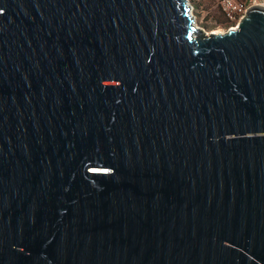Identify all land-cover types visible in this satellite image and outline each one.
Returning a JSON list of instances; mask_svg holds the SVG:
<instances>
[{
    "label": "water",
    "instance_id": "obj_1",
    "mask_svg": "<svg viewBox=\"0 0 264 264\" xmlns=\"http://www.w3.org/2000/svg\"><path fill=\"white\" fill-rule=\"evenodd\" d=\"M0 264H264V10L0 0Z\"/></svg>",
    "mask_w": 264,
    "mask_h": 264
},
{
    "label": "rangeland",
    "instance_id": "obj_2",
    "mask_svg": "<svg viewBox=\"0 0 264 264\" xmlns=\"http://www.w3.org/2000/svg\"><path fill=\"white\" fill-rule=\"evenodd\" d=\"M218 0H187L194 27L199 32H219L224 29V22L217 9Z\"/></svg>",
    "mask_w": 264,
    "mask_h": 264
},
{
    "label": "built area",
    "instance_id": "obj_3",
    "mask_svg": "<svg viewBox=\"0 0 264 264\" xmlns=\"http://www.w3.org/2000/svg\"><path fill=\"white\" fill-rule=\"evenodd\" d=\"M183 1L187 6V13L189 14L190 7L186 3L187 0ZM252 7H257L264 10V0H243L242 2H239L237 0H218L217 9L224 21V29L215 33L209 31L206 33H202V35L222 34L227 30H233L238 21L243 17L246 10ZM189 17L191 19L192 26L194 27L193 18L190 16V14Z\"/></svg>",
    "mask_w": 264,
    "mask_h": 264
},
{
    "label": "trees",
    "instance_id": "obj_4",
    "mask_svg": "<svg viewBox=\"0 0 264 264\" xmlns=\"http://www.w3.org/2000/svg\"><path fill=\"white\" fill-rule=\"evenodd\" d=\"M237 1H239V2H242L243 0H237ZM222 18V17H221ZM224 22V21H223Z\"/></svg>",
    "mask_w": 264,
    "mask_h": 264
},
{
    "label": "bare ground",
    "instance_id": "obj_5",
    "mask_svg": "<svg viewBox=\"0 0 264 264\" xmlns=\"http://www.w3.org/2000/svg\"><path fill=\"white\" fill-rule=\"evenodd\" d=\"M190 14V13H189ZM193 24H194V21H193ZM214 33V32H213Z\"/></svg>",
    "mask_w": 264,
    "mask_h": 264
}]
</instances>
